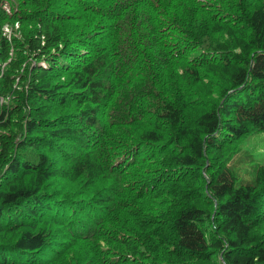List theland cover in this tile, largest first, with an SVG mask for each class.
<instances>
[{
	"label": "trees",
	"instance_id": "obj_1",
	"mask_svg": "<svg viewBox=\"0 0 264 264\" xmlns=\"http://www.w3.org/2000/svg\"><path fill=\"white\" fill-rule=\"evenodd\" d=\"M263 133L264 0H0V264H264Z\"/></svg>",
	"mask_w": 264,
	"mask_h": 264
},
{
	"label": "rangeland",
	"instance_id": "obj_2",
	"mask_svg": "<svg viewBox=\"0 0 264 264\" xmlns=\"http://www.w3.org/2000/svg\"><path fill=\"white\" fill-rule=\"evenodd\" d=\"M6 27H9V26H6ZM10 32H11V29H10ZM259 137H262L260 138V140L262 141H259V138H254V139H250L249 142H251V144L254 145L256 151H259L261 153L258 156V161L260 164H264V133Z\"/></svg>",
	"mask_w": 264,
	"mask_h": 264
},
{
	"label": "built area",
	"instance_id": "obj_3",
	"mask_svg": "<svg viewBox=\"0 0 264 264\" xmlns=\"http://www.w3.org/2000/svg\"><path fill=\"white\" fill-rule=\"evenodd\" d=\"M4 29H5V33L10 34V28L9 27H5Z\"/></svg>",
	"mask_w": 264,
	"mask_h": 264
}]
</instances>
